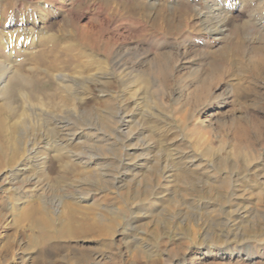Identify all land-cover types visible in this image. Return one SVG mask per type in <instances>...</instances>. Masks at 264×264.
I'll use <instances>...</instances> for the list:
<instances>
[{
  "label": "rangeland",
  "instance_id": "rangeland-1",
  "mask_svg": "<svg viewBox=\"0 0 264 264\" xmlns=\"http://www.w3.org/2000/svg\"><path fill=\"white\" fill-rule=\"evenodd\" d=\"M31 1H1L0 25H3L1 19L5 15H11L17 19L26 16ZM136 1L135 4L142 5L143 11L134 8L128 0H66V9L69 12L68 14L62 12L59 18H64L67 14L70 21H66L67 25L64 27L62 22L59 23V26L48 25L44 31L57 33L62 27L63 30H71L76 33V41L80 42V46L95 54V62H101L105 58L108 60L112 73L109 74L108 66L103 70L108 73L106 76L112 81L114 95L111 97V111H105L104 107L100 105L98 108H101V111L97 114L83 115L79 108L75 114L80 113L82 123L92 121L107 133L103 139L106 138V143L115 149L112 152L115 156L121 155L126 164L140 162L143 165L131 167L133 173L131 175L127 173L125 180L114 185L100 178L98 173L101 170H96L94 166L84 168L77 160L72 159L65 167L66 169H60L57 167V158L54 154L55 151H52L53 148L40 149L37 154H34V158L39 159L47 156L48 165L51 164L52 168L48 169L46 165L42 173L39 172L40 174L37 172L38 168L28 167L26 169L21 177H36L35 181H38L37 185L41 187L37 188L36 186L24 198L20 199L18 196L21 194L20 189H14L10 187V184L7 185V179L5 183L1 181L2 177L5 178L3 174H6L8 169H0L1 172L3 171L0 178V210L6 215L8 214V221H10L15 217L17 209L28 199L39 201L37 198L39 196L56 198L55 194H58L62 199L70 200L72 188L78 181L89 182L92 185L87 187L88 196L78 197L76 200L78 205L93 206L92 208H95L98 213L103 210L104 206L112 205V210L116 212L117 217L114 227L106 235L99 238H83L76 242L80 244V254L84 252L89 256L81 264H106L108 258L94 259L95 252H102L108 256L113 254L116 264H152V260L155 262L153 264H251L252 261L255 264H261L262 259L264 261L263 256H257L250 260L243 255L236 257L232 251L240 247L243 250L247 244L250 251L248 254L254 256L258 248H264V232L256 236L257 241L253 240L248 243L246 240L233 237L229 223L232 219V212L238 208L239 204L244 205L248 210L261 211L264 214V201L258 196L259 186L253 181L256 179L254 175L260 171L264 172V79L261 75L255 74L257 70L262 71V76L264 74V54L254 48L257 45L264 48V40L242 39L237 30H231L219 41L206 42L209 39L201 35L203 32L196 31L201 27V24L190 1L164 0V2L167 1L166 4H162L163 0L154 1L156 6L162 7L160 9L149 4L152 0ZM48 2L50 1L47 0L45 4L48 5ZM52 4L58 8L55 2ZM174 5L182 7L181 10H172L170 6ZM143 6L146 7V10ZM151 9L153 10L151 11ZM182 9L186 10L184 15H182ZM239 19L234 16L229 23L235 24ZM6 25L4 24L5 30H7ZM34 42H31L30 46H25V50L13 48L11 56H7V48H2L1 59L14 60V63H18L21 68L30 66L34 60L41 62L43 50L37 42ZM50 44L53 42H48L47 46ZM217 46L230 49L233 58L239 61H237L240 67L239 75L233 76L230 60L222 57L213 61L211 51ZM259 55L262 56L259 57ZM115 60L120 63L118 69L114 68ZM96 65L97 63H92L84 66L80 69V74L86 76L88 72H97L98 78L101 79L100 72L103 70H96ZM67 68L65 73L70 74L71 71ZM42 70L44 71V66L40 64L35 74L28 79L27 85L10 78L7 89L0 94V122L4 119V122L0 123V135H2L0 136V162L5 160L3 158H7L8 153L4 141L5 128L8 122L14 120L22 107L26 105L21 93L27 92L32 100L31 106L35 107L37 106L35 99L38 98V95H50L56 91V87L61 86L55 75L46 74ZM209 70L218 74L217 79L208 75ZM125 72L130 76L143 73L148 80L138 81L135 77L123 80L122 76ZM201 82L206 84L208 92L206 98L204 97L205 93L200 91ZM248 83H251L254 86L253 90L256 91L252 93L253 97H251V93L246 94V90L242 89ZM130 89L131 91L128 92L127 90ZM60 90L69 99H74L70 91L63 88ZM92 92H96L97 98L95 99H101L99 92L96 90H92ZM166 103H169L168 106ZM116 108L126 110L122 113L121 120L127 122L126 127L120 121L115 124L111 122L115 117V119L119 118L115 113ZM28 111L29 119L27 118L26 124L21 126V130L28 137L32 134L42 133L43 127L33 123L35 120L41 124V120H36L38 116H35L29 109ZM134 112L135 115L130 117ZM107 117H110V120ZM181 119L186 120L183 125L180 124ZM100 120H104V123ZM132 120L138 121L135 128L131 126ZM148 120L154 121L146 122ZM240 122H247V137L242 141V147L236 145L239 129L237 127ZM77 128L80 129V126H75L78 131ZM137 130H140L141 134L138 135L139 138L137 136L135 141H132L136 147L128 145L130 140L124 138L125 134L129 132V135L135 136ZM198 131L202 133L206 141L197 146L194 145V141L197 139ZM49 134H47L48 138L51 136ZM28 137H24L22 142H29ZM121 138L123 140H120ZM90 140L88 137L85 140L79 139V143L77 141V144H72L75 150L72 147L71 150L80 151ZM141 140H146L150 145H156L155 150L148 153L147 161L144 159L145 157H140V150L137 148V146L140 147ZM102 142H98L96 145ZM206 145H211L213 148H207ZM28 146L31 147V145ZM164 148H169L171 154L180 151V149L185 150L193 157L192 165L191 162L190 164L176 163L174 155L167 157L165 165L168 172L158 177V172L155 174L154 163L151 160L154 157H159ZM228 149L229 151H227ZM239 151L242 154L240 157L237 155ZM131 152L134 153L131 154ZM129 157L132 159L126 160ZM142 159L144 160L142 161ZM220 162L221 164L223 162L224 165L226 163V167L221 165L220 170L217 171V164L219 165ZM107 164L108 161H102L96 167L107 166ZM204 165L207 166L208 170H206L212 181L220 179L229 182L226 189H223L220 195L218 194L219 196L213 191L201 192L200 195L188 187L183 188L182 179L179 181L177 176L179 172L190 168L201 171L200 168ZM212 169L214 170L212 171ZM256 170L258 171L256 172ZM128 181L133 187L136 184L140 185L138 188L140 187L142 191L124 195L123 189L117 188V186L123 185L124 182L126 184ZM237 182H240V185L245 184L244 188L248 191L244 190L242 194L240 191L238 193L234 187ZM46 183L49 187L46 186ZM146 190L148 199H144L142 195ZM53 202L57 204L55 199ZM59 209L58 204L55 211L58 213ZM98 215L102 218L100 213ZM110 217V212L106 213V218ZM201 217L224 224L218 230L217 239L204 236V230L200 227V220H198ZM53 221L56 226L57 220L53 218ZM24 223L21 222L19 225ZM15 228L12 224L6 226L5 229L1 228L2 234L4 232L9 236L12 233L16 234L17 244L11 253L0 254V264H56L54 260L43 263L40 258L38 259L40 247L38 246L39 242L36 241L40 233L37 229L24 225L19 229ZM132 237H138V239L141 237L142 246L138 245L134 248V244L130 242ZM74 244L69 242L71 246ZM44 245V252L49 257L67 251L64 247L55 249L46 243ZM143 246L151 251H147ZM75 252L74 250L70 251L73 254Z\"/></svg>",
  "mask_w": 264,
  "mask_h": 264
},
{
  "label": "bare ground",
  "instance_id": "bare-ground-1",
  "mask_svg": "<svg viewBox=\"0 0 264 264\" xmlns=\"http://www.w3.org/2000/svg\"><path fill=\"white\" fill-rule=\"evenodd\" d=\"M1 1L4 0H0V2ZM48 1H50L48 2V5L45 4L47 0H35L34 2L31 1V5L30 8L28 7L29 10L26 16L17 19L15 17L13 18L11 15H5L3 19H1L3 25H0V94L4 93V91L7 89L8 80L10 78H14L23 85H27L28 79L35 74V71L37 70L40 64L44 66L45 73L51 74L52 76L55 75L61 85L60 87H56V91H54V93H51L50 95L49 94L46 96H43L42 94L38 95V98L35 99L37 105L35 107L31 106L32 100L28 95V93L22 92L21 94L23 97V101L24 103H26V105L22 107L21 111L16 115L14 120L8 122V125L5 128L4 141L7 146L6 148L8 150V153H7V158H3L5 160L0 162L1 165L0 169L2 170V168H6L8 170L6 171V174H3L2 173L3 171L1 172L0 170V178H1V174L5 175L4 176L5 178L3 177L1 178L2 182L4 181L5 183V180L7 179L6 181L7 185L10 184V187H13L14 189H20L21 194L18 195L20 196V199L28 195V193L31 192L33 188H35L36 186L37 188L41 187V186L38 187L37 185L38 181L37 182L35 181L36 177L35 178L25 177V176L21 177L26 171V169H28V167L33 169L38 168L37 169L38 173L40 171L42 173V170L46 168L45 167L46 165L48 169L52 168L51 164L48 165V161L46 159L47 156L40 157L39 159L34 158L35 157L34 154H37V152H39L40 149L52 147L53 148L52 151H55L54 154L55 157L57 158L56 159L57 167L60 169L67 167L69 165L68 163H70L72 159L77 160L79 164H82L84 166V168L94 166L96 170H101L98 173L100 178L103 181L114 185L125 180V177L128 175L127 173H130V175L133 173L131 167L143 165L140 164V162L139 163L131 162L132 164H128V163L126 164L124 162V159L121 158V155L115 156L114 153H112L115 149L111 148L110 145L106 143L107 141L106 138L103 139L104 137L107 136V133L103 132L101 128H99V126L97 127V125L92 121L90 122L88 121L87 123H82L80 121L81 119L80 113L75 114L78 108L81 109L83 115L85 114L94 115V113L97 114L98 112L101 111L100 110L101 108H98L100 107V105L104 107L105 111H111L112 109L111 97L114 95L112 89V81L106 76V74L108 73L103 70L106 68V66H108L109 68L108 60L105 58L101 62L99 61L95 62L96 59L95 54L91 50L86 49L83 46H80V42L76 41V37H75L76 33L67 29L63 30L64 25L65 26L67 25L66 21H70V18H68L69 16L67 15L69 10L66 9V0H48ZM135 1L136 0H128L129 3H132L134 8L143 11L142 5L135 4ZM154 1L157 0H152L151 3L149 4L155 6L154 8L156 7H158V9L162 8L159 7V5L156 6L157 4ZM188 1L191 2L192 8L195 11V15H197L199 19L197 20L201 24V27L197 28L196 31L198 32L201 31L200 33L203 32L201 35H204L207 39H209L206 40V42H209L210 40L219 41L223 38V36H225L231 30H237L242 39H249L251 41L264 40V0H188ZM53 2H55L56 5H58V8L52 4ZM163 3L166 4L167 1L164 2L163 0L162 4ZM170 7L174 11H176L177 9L181 10L182 8L177 5ZM143 8H145L146 10V7L143 6ZM152 10L153 9H151V11ZM62 12L64 13L66 12L67 14L64 18L63 17L59 18ZM182 13H183L182 15H184L186 13V10L182 9ZM147 15L150 14L147 13ZM234 16L240 18L238 22L235 24L229 23L231 18ZM163 17L165 16L163 15ZM60 22H62L63 27L57 33H48L44 31V29H46L48 25L59 26ZM4 24H7L6 25L7 30L4 29L5 27ZM34 41H36L38 43V46H40L41 49L43 50L42 51L43 57L41 59V62L38 61L36 62V60H34L32 61L30 66L21 68L18 65V63L16 62L14 63V60L1 59L3 55L2 48H7L6 54L7 56H11L13 54L12 52L13 48H20L22 50H25L26 48L25 46L27 45L30 46L31 42ZM48 42L49 43L53 42V44L47 46ZM254 48L262 52V54H264V48L261 45H257ZM240 54L237 55L239 56ZM261 56L259 55V57ZM211 57L213 58V61L222 57L230 60V63L233 67V76L235 74L239 75L240 67L237 64L238 60L233 58L232 54L230 53V49L223 46H217L215 49L213 48V50L211 51ZM92 63H97L96 70L104 71V72L103 71L100 72L101 73L100 75H102L101 79L98 78L97 72H92V73L88 72L86 76L80 74V69ZM241 65L243 64L241 63ZM253 66L256 67V65L254 64ZM66 67H68L67 70L71 71L70 74L65 73ZM119 67H120V63L118 62V60H115L114 68L118 69ZM109 69H110L109 74H111L112 70L111 68ZM256 72L257 73L255 74L261 75V77L264 79V74L263 76L261 74L262 71L260 72L259 70H257ZM207 73L209 76H212L215 79H217L218 77L217 73L214 74L210 70ZM130 77L133 78L135 77L138 81H143V82L148 80L147 76L143 73H138V74L136 73L130 76L126 72L122 76V79L128 80ZM205 85H206L205 82H201L200 84V91L205 93L204 97L207 96L208 93ZM130 87L132 88V85ZM60 88H63L68 92L70 91L75 100L69 99L66 96V94L60 90ZM242 89L246 90V94H248V92L251 94L256 92L255 90H253L254 86H252L251 83H248V85L243 87ZM92 90H96L97 92H99L101 94L100 95L101 99H95L97 98L95 95L96 92H92ZM127 91L129 92L131 91V89ZM253 95L254 94H252L251 97H253ZM168 104L166 103V106H168ZM28 109L32 113H34L35 116H38L37 118L35 117L36 120H41V124L40 122H36L35 120L33 123H36L37 125L43 127V128L41 127L43 129L42 133H38V134L36 133L35 135L32 134V136L29 137L26 135L25 132H23V130H21V126L26 124L25 122L27 121V118L29 119ZM124 111L126 112V110ZM124 111L120 108L117 109L115 113L119 116V118L115 119L116 118L115 117L114 118L115 120L112 119L111 122L115 124L120 121L123 123V126L126 127L128 125L127 122L121 121L122 113ZM104 114L103 116H105L107 113L105 115ZM134 115L135 112L131 113L130 117L131 116L133 117ZM109 118L110 117H107V119ZM126 119H128L127 116ZM85 120L87 121V119ZM102 121L104 123V120ZM152 121L154 120H148L146 122H152ZM1 122H4V119H2ZM132 122L133 123L131 124V126L135 128L138 125V121L132 120ZM185 122L186 120H182V119L180 120L181 125H183ZM247 122L246 123L240 122V125L237 127L239 128L238 135L236 138V145L238 147L243 146L241 145V143L247 137V132H246ZM75 126H80V129L77 128L78 129L77 131L75 129ZM137 131L138 132L136 133L135 136L129 135V132L125 134L124 138L130 140V141L128 140L129 141L128 145L135 146V144L132 141L136 139V137L139 134H141L140 130ZM46 132L51 134V136H49L50 138H48L47 135L48 133ZM24 137H28L29 142L26 141L25 143H23L22 139H24ZM87 137L88 139L91 140L90 142L85 143V146L82 147L83 149H80V151L71 150V147L72 148L74 147L72 146V144L76 143L79 139L85 140L87 139ZM196 137L197 139L194 141V145L198 146L204 144V142L206 141L204 140L203 138L204 136L200 132L197 134ZM102 140H104V142H102ZM120 140H123V138H121ZM80 142L83 143V141ZM98 142H102V143L96 145ZM77 143H79V141ZM28 145H31V147ZM155 146L148 144L146 140H141L140 147L137 146V148L140 150V157L143 156L145 157L144 158L145 160L148 159L147 157L148 153L153 152L155 150L154 149ZM205 147L213 148L211 145H206ZM227 151H229V149ZM132 153L134 152H131V154ZM173 155L176 158V163L179 162L181 164L183 163L190 164L191 162L192 165L193 157L192 155H189V153L186 152L185 150L180 149V151H175L171 154L169 148L168 149L164 148L162 150V154L159 157H154L151 160V162L154 163L155 174L156 172H158V177H161L163 176V174L168 172V170H166L168 168H166L167 166L165 165V161L167 157L170 156L172 157ZM237 155H239L240 157V155H242L241 151H239ZM131 159L132 157H129V159L126 160H131ZM144 159H142V161ZM102 161H108L107 166H103L104 169L103 167L100 166L96 167ZM161 163L164 164L162 165ZM206 165L200 168L201 171H197L196 169L190 168V169H185L182 172H179L177 174V176L179 177V181H181L180 179H182L183 188L188 187L191 190L196 191L200 195L201 192L209 193L210 191L217 193L216 195L218 194L220 195L221 191L223 189H226V186L229 184V182L228 180H220V179L218 181L216 180L212 181L210 178L211 176L207 171L208 169ZM221 165L226 167V163L224 165L223 162L222 164L220 162L219 165L217 164V171L220 170ZM213 170L214 169H212V171ZM257 171L258 170H256V172ZM254 176L256 179H253V181L255 184L259 186L258 196L261 200L264 201V188H263L264 172L260 171L258 174ZM129 182L130 181L126 182V184H124L125 183L124 182L123 185H120L119 187L117 186V188L123 189L124 195H130L132 193L134 194L139 190L142 191L140 187H139L140 189L138 188V186L140 185L136 184L135 187H133ZM99 183H104V182H99ZM239 183L238 182L235 183L234 187L238 190L237 191L238 193L240 191L242 194V192L247 189L244 188L245 184L240 185ZM91 185L92 184H90L89 182L78 181L75 187L72 188V198L70 196V200H64L60 196H58V194H55L56 198L54 197L53 198L57 201V204L53 202L54 200L53 198H45L39 196L37 197L39 201L28 199L19 209H17L15 217L11 218L10 221H8L9 220L7 216L8 214L6 215L5 212L0 210V235H2L0 236V254L7 255L8 253H11L14 246L17 244L16 234L12 233V235L9 236L8 233L4 232L2 234L1 232V228L5 229L6 226H10V224H12L14 227L16 228L18 227V229L19 227H22L24 225V226H28L29 228H35L39 231L40 235L37 238L36 242L37 243L39 242L38 246L40 248L37 257L38 259L40 258L43 263L54 260L56 264H81L82 262L87 260L89 258L88 254H85L84 252L80 254V244L76 242H78V240H81L83 238H88V237L99 238L106 235L107 232L111 231L112 228L114 227L115 218L117 217L116 212L112 210V205L104 206L103 210L99 212L102 218L99 217L98 215L99 213L96 211V209L92 208L93 206L83 207L78 205V201H76L77 198L78 197L80 198L81 196L83 197L88 196L87 187H90ZM46 186H48L47 183ZM143 192L144 193L142 195L144 196V199H146L148 196L147 195L148 191L146 190ZM74 195H76V197H74ZM58 204L60 209L59 212L57 213L55 210L57 209ZM113 209H115V207H113ZM108 212H110L111 215L109 219L106 218V213ZM12 215L13 214L11 213L10 216L12 217ZM231 215H232V219L229 223V227L232 230V235L234 238L239 240H246V242L250 243L253 242V240L257 241L256 236L264 232L263 212L254 211L250 209L248 210L244 205L239 204L238 208L235 209ZM53 218L57 220V224L55 223L56 226H54ZM201 218H199L198 220H200L199 222L200 227H202V229L204 230V236H209L211 238L217 239L219 236L218 230H220L224 224H221V222L216 220L210 221L206 217H204L203 219ZM21 222H25V223L23 225H19V223ZM140 238L138 239V237L137 238L132 237V239L130 240V242L134 244L133 245L134 248H136L138 245L142 246V242ZM69 242H73L75 244L71 246L69 245ZM45 243L46 245H49V247H53L55 249L64 247L67 251L49 257L48 255H46V252H44ZM235 249L237 250L233 249L232 254L235 255L236 257H240V255H243L249 258L250 260L257 256H263L262 258H264V248L262 247L258 248L255 251L254 256H250L248 254V252L250 251L248 249L247 244L246 246L243 247L244 251L241 249V247ZM71 250H74L76 252L74 254L70 253ZM146 250L151 251L148 250V248H146ZM93 258L97 260L108 258L106 264H116L115 257H113V254L112 256H108L102 252H95ZM153 263L155 262L152 260V264ZM252 263L255 264L254 261H252ZM261 264H264L263 259Z\"/></svg>",
  "mask_w": 264,
  "mask_h": 264
}]
</instances>
